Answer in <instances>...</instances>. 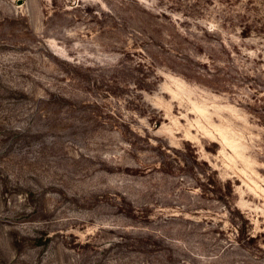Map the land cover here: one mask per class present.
<instances>
[{"label":"rangeland","instance_id":"374dc122","mask_svg":"<svg viewBox=\"0 0 264 264\" xmlns=\"http://www.w3.org/2000/svg\"><path fill=\"white\" fill-rule=\"evenodd\" d=\"M0 264H264V0H0Z\"/></svg>","mask_w":264,"mask_h":264}]
</instances>
